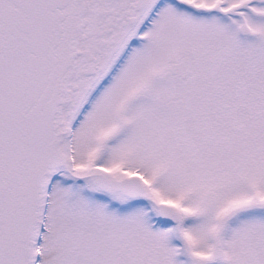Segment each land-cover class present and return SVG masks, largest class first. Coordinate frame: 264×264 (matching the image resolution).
<instances>
[{"label":"snow or ice","instance_id":"snow-or-ice-1","mask_svg":"<svg viewBox=\"0 0 264 264\" xmlns=\"http://www.w3.org/2000/svg\"><path fill=\"white\" fill-rule=\"evenodd\" d=\"M0 264H264V0H0Z\"/></svg>","mask_w":264,"mask_h":264}]
</instances>
